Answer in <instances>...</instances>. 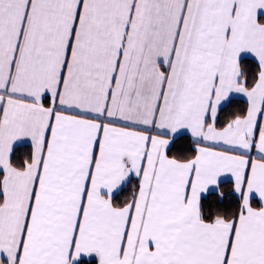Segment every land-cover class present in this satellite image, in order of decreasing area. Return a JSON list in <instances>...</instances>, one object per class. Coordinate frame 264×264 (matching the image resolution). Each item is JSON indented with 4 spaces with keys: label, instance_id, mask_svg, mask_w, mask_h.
<instances>
[{
    "label": "snow or ice",
    "instance_id": "obj_1",
    "mask_svg": "<svg viewBox=\"0 0 264 264\" xmlns=\"http://www.w3.org/2000/svg\"><path fill=\"white\" fill-rule=\"evenodd\" d=\"M258 10L0 0V264H264Z\"/></svg>",
    "mask_w": 264,
    "mask_h": 264
},
{
    "label": "trees",
    "instance_id": "obj_2",
    "mask_svg": "<svg viewBox=\"0 0 264 264\" xmlns=\"http://www.w3.org/2000/svg\"><path fill=\"white\" fill-rule=\"evenodd\" d=\"M244 59H247L245 66L251 68L252 72L254 73L256 70V65L254 63V59L250 58V57H243ZM237 103L235 105H233V108H239V109H244L246 108V100L243 98H237ZM224 117L221 116V120L223 121ZM177 144L181 145L187 144V138H182V137H177ZM27 150L26 146L24 144H20V145H16V152L17 154H22L23 152H25ZM171 155V153H170ZM221 189H223L226 192V196H225V200L223 203L227 204L228 202H230L233 199V196L230 194L229 190L231 187V182L229 180H223L219 182ZM131 184L128 183L126 185H123L122 188H130ZM203 196L208 200V201H213L214 200V196L211 193H205L203 194ZM253 205L254 206H258L256 204V201L253 200ZM84 261L87 262V264H91V257H84Z\"/></svg>",
    "mask_w": 264,
    "mask_h": 264
},
{
    "label": "crops",
    "instance_id": "obj_3",
    "mask_svg": "<svg viewBox=\"0 0 264 264\" xmlns=\"http://www.w3.org/2000/svg\"><path fill=\"white\" fill-rule=\"evenodd\" d=\"M259 16H264V10H258V17H259ZM242 57H250V58L254 59L253 57H251V54H242ZM234 95H235V97H237V98H243V99L246 100V98L243 97V96L240 95V94H234ZM25 142H26V141H25ZM20 144H23V143H20ZM20 144H17V145H20ZM223 180H229V181L231 182L230 174H223L221 177L218 178V183H219L220 181H223ZM122 186H123V185H122ZM210 191H212L211 188H210ZM253 198H254V201H256V200L258 201V198H256L254 194H253ZM0 255H2V254H0ZM85 257H88V256H85Z\"/></svg>",
    "mask_w": 264,
    "mask_h": 264
}]
</instances>
